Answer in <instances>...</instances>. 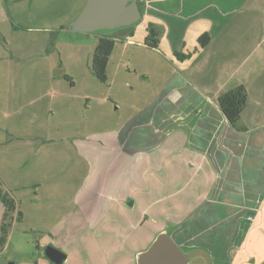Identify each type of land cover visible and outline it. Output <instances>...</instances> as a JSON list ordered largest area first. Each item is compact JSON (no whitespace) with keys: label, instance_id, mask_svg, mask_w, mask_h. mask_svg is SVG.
Masks as SVG:
<instances>
[{"label":"crops","instance_id":"0c3cea01","mask_svg":"<svg viewBox=\"0 0 264 264\" xmlns=\"http://www.w3.org/2000/svg\"><path fill=\"white\" fill-rule=\"evenodd\" d=\"M22 2L0 0V26L7 18L12 20L4 15L10 16ZM142 16L149 31H144L143 41L136 45L170 64L173 73L163 80L159 93L129 121H110L107 127L72 132L65 143L80 146L87 156L89 146H100L90 148V154L94 153L91 156L95 162H105L104 166H108V157L113 164L114 159L125 154L126 166L134 167V154L142 150L147 168L144 183L149 184L147 175L153 159L158 182L174 186L167 198L176 201L163 212L184 217L166 221L170 231L158 229L146 247L133 253L132 264L161 232H166L185 255L205 254L209 264H264V0H144ZM150 32L158 40L156 48L145 44ZM203 34L210 38L205 47L198 44ZM137 37L133 29V36L124 38L122 57ZM7 45L0 28V52L7 53ZM175 53L186 57L179 60ZM3 55L0 60L6 58ZM15 55L13 52L11 56ZM60 66H51L58 73H52L48 89L41 95L50 99L47 110L52 116L67 117L72 99L76 101L74 109L82 112V120L87 118L93 102L107 103V96L74 95L76 82ZM118 70L119 67L113 77ZM106 76L107 83L108 64ZM93 81H88L92 87L96 85ZM239 85L246 88L248 98L239 123L232 127L220 111L217 97ZM24 88L28 89L24 82L15 84L14 112L0 109L3 118L23 115L24 101L33 96L26 90L20 101V89ZM38 98L25 104L33 107ZM38 112L36 108L31 113L27 111L24 117L30 125L38 123ZM25 132L27 129L0 125V148L9 142L63 143V139L47 140ZM101 150L103 155L99 154ZM151 151L162 154L152 158ZM186 177L189 186L184 187L181 184ZM142 194L148 196L149 187ZM134 196H117L113 214L118 215L126 205L132 208L137 200ZM183 200L189 206L185 213L180 210ZM151 206L148 204V208ZM153 207H157L154 202Z\"/></svg>","mask_w":264,"mask_h":264},{"label":"rangeland","instance_id":"374dc122","mask_svg":"<svg viewBox=\"0 0 264 264\" xmlns=\"http://www.w3.org/2000/svg\"><path fill=\"white\" fill-rule=\"evenodd\" d=\"M85 1L23 0L21 5L11 9L10 16L4 13L12 20L7 18L0 26L8 43L7 53L0 52L6 56L0 60V109L14 112L15 84L19 82H24L28 88L20 89V101L27 94L26 90L33 96L24 101L21 117L5 119L0 115V125L27 129L25 135L37 138L63 139V143L9 142L0 148V181L22 213V219H15L10 226L6 244L0 252V264H51L44 255L47 246L67 256L63 264H132L133 253L146 247L158 229L170 231L166 221L184 217L163 212L176 201L167 198L174 186L158 182L153 159L147 175L149 186L144 183L143 172L147 168L142 150L134 154V167L126 166L125 154L116 161L113 156V164L108 157V166H104L105 162H95L91 156L94 153L90 154V148L94 150L100 146H89L87 156L80 146L65 143L72 132L107 127L110 121L112 124L129 121L159 93L163 80L174 70L148 49L136 45L143 41L144 31H149L142 16L132 26L138 37L128 46L125 56H121L125 42L115 40L108 61L107 83L95 81L90 64L98 40L103 37L119 39L127 29L75 30L74 19ZM13 52L16 58L11 56ZM59 64L76 82L72 90L74 95L107 96V103L93 102L86 112L87 118L82 120V112L74 109L76 101L72 99L67 117L52 116L47 110L50 99L41 95L48 89L52 73H58L51 66ZM118 67L119 73L113 77ZM89 80H94L96 85L90 86ZM53 90L56 91V87ZM36 97L39 98L33 107L25 104ZM35 108L39 109L38 123L30 125L24 116ZM157 153L162 154L151 151V157ZM99 154L103 155L104 150ZM183 181L182 186H189L188 177ZM146 187H149L148 196L142 194ZM132 193L137 199L135 205L132 208L126 205L118 215L113 214L115 198ZM153 202L157 207H153ZM183 202L180 210L185 213L189 206L186 200ZM150 203L152 206L148 208ZM3 212L0 204V224ZM14 215L16 217V213ZM185 257L189 264H209L203 253L195 252Z\"/></svg>","mask_w":264,"mask_h":264},{"label":"water","instance_id":"95a60500","mask_svg":"<svg viewBox=\"0 0 264 264\" xmlns=\"http://www.w3.org/2000/svg\"><path fill=\"white\" fill-rule=\"evenodd\" d=\"M141 11L137 0H86L74 19V28L79 32L113 31L137 23ZM44 255L52 264H63L67 256L60 250L47 246ZM137 264H187L184 253L174 241L161 232L151 245L136 255Z\"/></svg>","mask_w":264,"mask_h":264},{"label":"trees","instance_id":"16d2710c","mask_svg":"<svg viewBox=\"0 0 264 264\" xmlns=\"http://www.w3.org/2000/svg\"><path fill=\"white\" fill-rule=\"evenodd\" d=\"M141 6V3H139ZM133 26V25H132ZM124 28L127 32L119 38V40H124V38L133 36V27ZM210 38L207 34H203L198 39V44L201 47L208 45ZM115 38L103 37L100 38L97 42L95 50L93 52L90 64V72L92 76L100 83H105L107 80L106 68L108 64L109 57L114 48ZM145 44L150 48H156L158 45V40L155 38V35L150 32L145 39ZM175 57L179 60L182 57L179 53L174 54ZM247 91L243 85H239L231 90L222 92L217 97V104L222 112L223 116L227 122L232 126L236 127L241 119L242 112L247 103ZM0 204L4 208L3 212V221L0 224V252L4 248L8 232L13 221L21 220L22 213L17 208L16 202L12 199L9 192L4 188L0 182ZM16 213V217L15 214Z\"/></svg>","mask_w":264,"mask_h":264},{"label":"flooded vegetation","instance_id":"af4514ba","mask_svg":"<svg viewBox=\"0 0 264 264\" xmlns=\"http://www.w3.org/2000/svg\"><path fill=\"white\" fill-rule=\"evenodd\" d=\"M139 3H141V1H140V0H137V4H138V6H139ZM139 8H140V11H141V6H139ZM45 248H46V247H45ZM50 263H51V262H50ZM51 264H52V263H51ZM133 264H137V262L134 260ZM187 264H189V262H188Z\"/></svg>","mask_w":264,"mask_h":264}]
</instances>
